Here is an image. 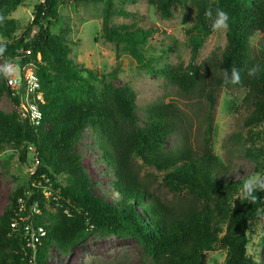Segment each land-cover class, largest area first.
<instances>
[{"label":"trees","instance_id":"1","mask_svg":"<svg viewBox=\"0 0 264 264\" xmlns=\"http://www.w3.org/2000/svg\"><path fill=\"white\" fill-rule=\"evenodd\" d=\"M28 1L0 0V41L6 44L0 59H16L37 74L44 94L37 102L42 117L39 124L23 118L21 97L2 82L0 98L7 95L14 110H0V146L34 149L40 165L28 185L10 192L0 216V264H49L52 247L69 256L94 234L134 239L142 264H207V254L216 248L228 252L225 264H264L248 252L251 223L264 219V192L254 203L241 198L245 178L231 177L213 142L217 91L244 90L248 114L241 126L249 138L239 135L235 145L255 165V174L264 175V0H150L166 19L175 6L196 9L190 62L169 66L164 74L182 98L203 104L198 144L183 133L174 104L152 105L140 117L131 86L118 87L91 70L87 78L79 76L65 38L53 32L65 0H38L33 23L23 28L10 14ZM107 1L105 25L112 2ZM121 1L135 5L140 0ZM218 9L230 17L227 45L218 58L198 66L200 48L214 34L205 12L211 10L214 18ZM258 32L263 37L252 47ZM149 36L136 29L107 38L127 42L143 64L140 45ZM253 65L259 72L249 77ZM233 66L241 83L225 85L221 70ZM87 132L101 151L114 196L95 192L97 185L76 152ZM172 136L179 137L178 148L167 147ZM62 175L65 183L59 181Z\"/></svg>","mask_w":264,"mask_h":264},{"label":"rangeland","instance_id":"2","mask_svg":"<svg viewBox=\"0 0 264 264\" xmlns=\"http://www.w3.org/2000/svg\"><path fill=\"white\" fill-rule=\"evenodd\" d=\"M107 0L82 1L65 0L58 6L60 24L53 29L57 35L65 38L70 49L68 59L79 76L88 77V70L98 77L106 76L118 87L131 86L137 94V106L140 117L155 104H174L179 109L184 132L192 144L202 141L199 129L202 124L203 104L199 100L188 101L182 98L177 89L170 84L164 72L167 67L187 66L191 59V37L196 35V9L175 6L171 19L164 18L150 0H140L137 4H125L121 0H111L108 24L105 25ZM40 2L30 0L25 6L10 14L21 22L23 28L31 26L34 8ZM143 29L150 32L140 51L146 58L139 64L127 42L117 43L108 39V35H121L127 31ZM227 31H216L208 37L199 51L197 65L207 63L214 55L218 58L227 45ZM23 31L18 32L21 36ZM263 33L258 32L251 39L252 47L258 45ZM34 71V70H33ZM208 77H214L208 72ZM6 82L0 73V84ZM244 90L230 91L225 88L217 91V106L214 116V149L222 161L229 167L232 178L247 179L255 174V165L244 155L241 147L235 145L241 139H248V129L241 125L248 114L243 104ZM0 110L12 113L14 105L7 95L0 98ZM177 136L168 140L167 147L178 148L181 143ZM76 152L92 181L97 185L95 192L114 196L111 178L105 171L101 151L92 134L87 132ZM34 153L23 147L0 146V216L8 202L10 192L17 186L28 185L32 171L36 169ZM66 176L59 181L66 182ZM50 195V192H48ZM251 242L249 255L264 263V219L251 223L249 229ZM228 252L216 248L207 254V264H225ZM142 264V252L134 239H122L116 236L94 234L73 249L69 256L61 255L52 247L49 264Z\"/></svg>","mask_w":264,"mask_h":264},{"label":"clouds","instance_id":"3","mask_svg":"<svg viewBox=\"0 0 264 264\" xmlns=\"http://www.w3.org/2000/svg\"><path fill=\"white\" fill-rule=\"evenodd\" d=\"M205 16L212 20V31H222L229 28L230 17L227 12L223 10H217L215 17L213 18L211 10L205 12ZM6 50V44L0 41V56H3ZM16 66L11 62H6L0 66V73L7 77H11L15 73ZM223 82L225 85L232 84L237 85L241 83V74L238 68L233 66L230 70L223 69ZM259 72V65H253L248 70V76L254 77ZM264 192V175L254 174L244 180L242 185L240 196L245 201L254 203L259 199L258 193Z\"/></svg>","mask_w":264,"mask_h":264},{"label":"built area","instance_id":"4","mask_svg":"<svg viewBox=\"0 0 264 264\" xmlns=\"http://www.w3.org/2000/svg\"><path fill=\"white\" fill-rule=\"evenodd\" d=\"M33 33H35V31ZM6 62H11L16 66L14 75L11 77L3 75L6 79L8 87L21 97V109H19V113L23 118L28 119L32 124H39L42 114L37 102L44 101V94L42 92L39 77L33 70L30 69V65L22 66L16 59H0V66L4 65ZM31 150L35 156L34 162L37 169L40 165V161L35 155L34 149ZM35 170L32 171V175L35 173Z\"/></svg>","mask_w":264,"mask_h":264}]
</instances>
